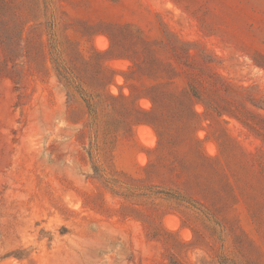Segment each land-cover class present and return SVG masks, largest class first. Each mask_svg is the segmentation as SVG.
<instances>
[{
    "label": "rangeland",
    "instance_id": "374dc122",
    "mask_svg": "<svg viewBox=\"0 0 264 264\" xmlns=\"http://www.w3.org/2000/svg\"><path fill=\"white\" fill-rule=\"evenodd\" d=\"M0 264H264V0H0Z\"/></svg>",
    "mask_w": 264,
    "mask_h": 264
}]
</instances>
